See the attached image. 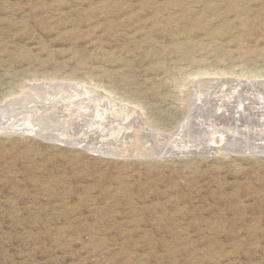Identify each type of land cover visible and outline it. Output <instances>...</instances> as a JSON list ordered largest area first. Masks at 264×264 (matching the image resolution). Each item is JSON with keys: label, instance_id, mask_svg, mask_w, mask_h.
<instances>
[{"label": "rangeland", "instance_id": "374dc122", "mask_svg": "<svg viewBox=\"0 0 264 264\" xmlns=\"http://www.w3.org/2000/svg\"><path fill=\"white\" fill-rule=\"evenodd\" d=\"M230 6L0 0V264H182L208 239L264 264V0ZM61 84L79 131L61 95L13 104ZM98 111L139 116L137 143L96 144Z\"/></svg>", "mask_w": 264, "mask_h": 264}, {"label": "bare ground", "instance_id": "6f19581e", "mask_svg": "<svg viewBox=\"0 0 264 264\" xmlns=\"http://www.w3.org/2000/svg\"><path fill=\"white\" fill-rule=\"evenodd\" d=\"M226 1H229V4L231 5V6H237V1L239 2V0H225V2ZM248 2V1H247ZM242 3V2H241ZM240 3V4H241ZM188 4V3H187ZM222 4V3H221ZM242 5V4H241ZM230 6V7H231ZM225 7V6H224ZM120 8V7H119ZM239 8V7H238ZM187 9V8H186ZM240 9V8H239ZM221 10V9H220ZM226 10H227V8H226ZM196 15V14H195ZM198 15V14H197ZM79 16V15H78ZM194 17V16H193ZM192 17V18H193ZM154 21V20H153ZM233 22H234V20H233ZM139 23V22H138ZM242 24H243V22H242ZM240 25V24H239ZM136 30V29H135ZM128 35V34H127ZM143 35V34H142ZM136 40H137V38H135ZM130 40V39H129ZM188 45V44H187ZM160 52V51H159ZM185 56V55H184ZM208 72V71H207ZM200 74H201V72H200ZM200 74H198V75H200ZM207 74V73H206ZM214 74H216V73H214ZM226 73H224V75H225ZM204 75H205V73H204ZM201 76V75H200ZM199 76V77H200ZM215 76V75H214ZM216 77V76H215ZM195 78V77H194ZM240 78V77H239ZM247 79V78H246ZM236 81V80H235ZM60 84V83H59ZM65 84V83H64ZM51 85V84H50ZM54 85V84H53ZM67 85H69V84H67ZM70 86V85H69ZM251 86V85H250ZM32 87V86H31ZM55 87H57L56 88V91L54 92V93H52V94H49V91L50 92H53L52 90H48V92H47V95H45V90H44V92H41L40 90L41 89H39L40 87H35L34 86V88H30L29 89V91L27 92V93H24L23 94V97L22 98H19V99H17V100H15V102H13V104L15 105V103H17V104H26V103H28V102H30V101H34L33 99L34 98H37V99H40V100H44V99H46V96H56V97H60V95H61V97L59 98L60 99V101H62V102H66L67 103V105L66 106H64L63 105V108L61 109L62 110V113H60L59 115H58V117L59 118H61V121L60 120H53L52 122L56 125L55 126V128L57 127V128H59V130L58 131H60V129H61V127L62 126H64V125H66V126H69V127H71L72 126V123H77L76 121L77 120H75V118H78V119H80L79 121H78V123L76 124V126L77 127H74V126H72L73 127V129H76L77 131H79V129L81 128V126H82V128H84V127H86V126H84L83 127V123H86L87 124V120H86V116H87V113H86V115H85V113H82L83 111H81V112H79L78 113V110H77V112H76V110H74L73 109V106H74V108H75V106H82V104L80 105V101H77V100H75L76 99V95L74 94V93H72V91H73V89L71 88V89H67L66 87L67 86H63V84H61V85H55ZM96 87V86H95ZM27 87H24V86H22L21 87V90L22 91H20V94H22L23 93V91L26 89ZM45 88V87H44ZM49 88V87H48ZM53 88V87H52ZM52 88H49V89H52ZM80 88V87H79ZM46 90V91H47ZM75 90V89H74ZM104 90V89H103ZM76 91V90H75ZM88 91V90H87ZM90 91V90H89ZM77 92H79V91H77ZM247 92V91H246ZM18 92H15V93H13V94H17ZM65 93H68V95H66ZM59 94V95H58ZM87 94V93H86ZM111 94V93H110ZM109 94V95H110ZM20 96V95H19ZM48 96V97H49ZM79 96H81V95H79ZM91 96V95H90ZM94 96V95H93ZM73 97H75V99L73 98ZM83 97V96H82ZM89 97V96H88ZM84 98V97H83ZM87 98V97H86ZM85 98V99H86ZM93 98V97H92ZM98 98V97H97ZM12 99V98H11ZM49 99V98H48ZM51 99H52V97H51ZM56 99V98H55ZM72 99H74V100H72ZM81 99V98H80ZM89 99V98H88ZM100 99V98H99ZM239 99V98H238ZM92 100V99H91ZM247 100V99H246ZM10 101V100H9ZM13 101V100H12ZM85 101V100H84ZM99 101V100H98ZM41 102V101H40ZM46 102H48L49 104H51V105H55V101H54V98H53V101L52 100H47L46 99ZM45 102V103H46ZM87 103H88V101H86ZM97 102V101H96ZM100 102V101H99ZM8 103V102H7ZM61 103V102H60ZM82 103V102H81ZM91 103H92V101H91ZM106 103V102H105ZM105 103H104V105H105ZM214 103V102H213ZM216 103V102H215ZM10 104H12L11 102H10ZM97 104V103H96ZM34 105V104H33ZM37 105V104H36ZM84 105V104H83ZM103 105V104H102ZM107 105V104H106ZM16 106V105H15ZM31 106V105H30ZM90 106H93V105H90ZM117 106V105H116ZM225 106V105H224ZM227 106V105H226ZM29 107V106H28ZM38 107V106H37ZM40 107H42V106H40ZM39 107V108H40ZM58 107V106H57ZM62 106H60V108H61ZM88 107H89V105H88ZM60 108H58V109H60ZM84 108V107H83ZM99 108V107H98ZM120 108H122V107H120ZM27 109V108H26ZM44 109V108H43ZM42 109V110H43ZM47 109H48V107H47ZM79 109V108H78ZM117 109V108H116ZM124 109V108H123ZM126 110H127V108H125ZM60 110V111H61ZM80 110V109H79ZM92 110H93V108H92ZM92 110H90L89 112L91 113V111ZM95 110V109H94ZM22 111V110H21ZM20 111V112H21ZM26 111V110H25ZM31 111V110H30ZM37 111V110H36ZM48 111H49V109H48ZM57 111V110H56ZM87 111H88V109H87ZM102 111H104V110H102ZM109 111V110H108ZM34 112V111H33ZM33 112H32V115H33ZM39 112V111H38ZM124 112V111H123ZM127 112V111H126ZM129 112V111H128ZM59 113V112H58ZM130 113V112H129ZM246 113V112H245ZM21 114V113H20ZM37 113H35L34 115H36ZM41 114H43V112L41 113ZM89 114V113H88ZM92 114V113H91ZM121 114H123V113H117V115H121ZM125 114V113H124ZM123 114V115H124ZM139 114V113H138ZM253 114V113H252ZM25 115V117H26V114H24ZM33 115V116H34ZM49 115V114H48ZM52 115V114H51ZM111 115H113V114H111ZM128 115V114H127ZM125 116L126 118V122L127 121H131L132 119V121L129 123V122H124V123H118L116 126H114V128L113 127H111L110 128V126L108 127V126H106L105 124H108V123H110V125H112L111 124V122H112V118L107 114V113H101V112H99L98 111V113H97V117H100L99 118V121H97V119H96V123L97 122H99V124L101 123V125H102V129L100 128V130H101V132L98 130L97 131V129L95 130V131H92V134H90L91 135V137H92V139L93 140H96V144H100L101 146H108V145H112V144H116V143H118V142H126V144H130V142H132L130 145L132 146V145H135V138H136V136H135V132H138V130L136 129L137 127H134V122H135V120L139 117H137L136 119H135V117H133L132 119H130L132 116H134L133 114H131V116H130V114L128 115V116ZM143 115V114H142ZM12 116V115H11ZM38 116V115H37ZM44 117V116H43ZM46 117V116H45ZM48 117V116H47ZM94 117H95V115H94ZM113 117V116H112ZM27 118V117H26ZM29 118H31V116L29 117ZM40 118H41V116H40ZM25 119V118H24ZM94 119V118H93ZM118 119H119V117H118ZM121 119H123V118H121ZM124 119V120H125ZM29 120V119H28ZM31 120V119H30ZM29 120V121H30ZM43 120V119H42ZM45 120V119H44ZM120 120V119H119ZM139 120H141V119H139ZM27 120H25V122H26ZM38 121V120H37ZM51 121V120H50ZM115 121H117V120H115ZM32 122V121H31ZM34 122V121H33ZM91 122H92V118H91ZM18 123V122H17ZM12 124V123H11ZM26 124V123H25ZM28 124V123H27ZM35 124V123H34ZM41 124V123H40ZM40 124H38V126L40 125ZM95 124V123H94ZM144 124V123H143ZM32 125V124H31ZM71 125V126H70ZM85 125V124H84ZM109 125V124H108ZM139 125V124H138ZM187 125V124H186ZM13 126V125H12ZM43 126V125H42ZM100 126V125H99ZM98 126V127H99ZM105 126V127H104ZM53 127V126H52ZM96 127V126H95ZM185 127V126H184ZM183 127V128H184ZM131 128H135L137 131H135V129L134 130H132ZM141 128V127H140ZM47 129V128H46ZM72 129V130H73ZM44 130V129H43ZM49 130V129H48ZM53 130V129H52ZM67 130H68V128H67ZM66 130V131H67ZM106 130V131H105ZM143 130V129H142ZM62 131V130H61ZM75 131V130H74ZM243 131V130H242ZM68 132V131H67ZM106 132V133H105ZM141 132V131H140ZM84 133V132H83ZM61 134H62V132H61ZM39 135V134H38ZM64 135V134H63ZM216 135V134H215ZM243 135V134H242ZM68 136H70V135H68ZM85 136V135H84ZM88 136V135H87ZM96 136H97V138H96ZM140 136V135H139ZM138 136V137H139ZM213 137V141H214V143L213 144H215V145H212V147H214V146H216V147H221L220 145L221 144H224V143H222V142H227V139L228 138H226L223 134H221L220 136H219V134L218 135H216V136H212ZM70 138V137H69ZM98 138H99V141H98ZM133 138V140H130V139H132ZM240 138V137H239ZM87 140H88V138H87ZM91 140V139H90ZM130 140V141H129ZM140 141V140H139ZM260 141V140H259ZM83 142V141H82ZM88 142V141H87ZM99 142V143H98ZM92 143V142H91ZM137 143V142H136ZM69 144V143H68ZM229 144V143H228ZM87 145V144H86ZM123 145H124V143H123ZM122 145V146H123ZM156 145V144H155ZM225 145V144H224ZM129 146V145H128ZM120 147V146H119ZM84 149H85V147H83ZM88 148V147H87ZM87 148H86V150H87ZM103 148V147H102ZM123 148V147H122ZM157 148V147H156ZM224 148V147H223ZM227 148V147H226ZM110 149V148H109ZM115 149H117L116 147H115ZM127 149V148H126ZM83 150V149H82ZM89 150V149H88ZM91 150V149H90ZM103 150H104V148H103ZM111 150V149H110ZM114 150V149H113ZM212 150V149H211ZM222 150V149H221ZM224 150V149H223ZM222 150V151H223ZM212 151H214V150H212ZM125 152V151H124ZM219 152H220V150H219ZM98 153H100V152H98ZM128 153V152H127ZM112 155V154H111ZM199 235H201L202 236V238L203 239H208V238H206V235H203V231L201 232V233H199ZM186 239H187V241L189 242V243H191V242H194L193 240H192V236H190V234H187L186 235ZM210 239H208V240H205L204 241V243H205V247L204 248H202V249H198V250H187V249H185L184 250V252H183V255H182V257H181V259L183 260V263L182 264H213V263H215V264H220V259L221 258H224V257H226L227 256V248L226 247H224V246H222V247H217V246H215L214 244H215V241H209ZM238 247H240V245L238 246ZM177 256V255H176ZM225 263V262H224Z\"/></svg>", "mask_w": 264, "mask_h": 264}]
</instances>
